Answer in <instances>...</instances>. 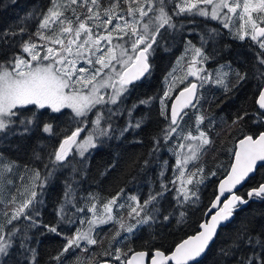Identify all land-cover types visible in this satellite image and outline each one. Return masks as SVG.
Returning <instances> with one entry per match:
<instances>
[{"label": "snow or ice", "instance_id": "obj_1", "mask_svg": "<svg viewBox=\"0 0 264 264\" xmlns=\"http://www.w3.org/2000/svg\"><path fill=\"white\" fill-rule=\"evenodd\" d=\"M11 3L14 5L16 0ZM185 17L187 24L174 19ZM197 17L218 22L222 29L229 31L231 38L241 42L248 39L257 46L260 51L254 53L251 73L233 69L231 61L219 65L214 72L207 71V64L219 54L215 48L210 53L208 45L214 46L222 32L205 27L197 33L199 46L193 44L189 36L195 31ZM33 19L38 22L36 31L19 43L18 51H12L9 56L8 51L0 50V56L5 57L0 62V144L12 137H30L37 130L47 137L62 138L46 153L48 146L37 143L32 161L41 164L44 171L42 174L41 168L24 165L26 177L20 179L27 178L28 183L22 192L19 188L11 192L0 188V194L5 197L4 210L0 211V264H8L13 257L16 264H38L31 232L39 228L44 229L41 235L51 233L65 241L56 255L50 257L53 264H64L71 252L79 250L87 254L89 246H100L103 237L99 236L98 229L109 224L116 225L117 229L109 248L99 253V257L109 259L77 257L74 264H111L112 260L117 264H200L221 227L231 223L250 201H264V183L248 190L247 199L236 194L237 187L246 182L258 164H264V131L244 134L238 140L232 150L234 162L220 180L217 194L205 210L206 218L200 221L194 235L166 249L151 245L147 250L129 248L124 251L118 245L127 240L129 234L153 225L167 226L173 220L182 224L188 212L185 206L198 203L200 186L216 175L212 172L206 176L203 166L189 170L213 143L203 126L208 121L211 128L215 122L197 107L198 89L211 84L227 96L251 76L257 81L258 93L254 99L257 111L251 113L255 116L253 123L264 126V0H111L108 7H103L100 0H49L46 10L31 11L19 18L17 26L0 31V44L12 49V39L23 37L28 32V21ZM185 28L188 33L183 37L184 51L176 61V65L185 70L177 77V68L173 66L164 77L168 86L159 98V115L167 123L152 138L153 149L149 153L155 155L160 151L161 142L167 144L178 137V143L169 149L175 157L171 169L174 179L167 183L162 179L167 165L164 161L158 173L159 190L150 191L143 202L137 195H129L126 202H120L124 195L121 189L103 203L98 196L89 194L80 206L75 176L80 175L81 169H77L73 161L78 156L83 165L85 158L93 150L102 149L105 142L147 127L151 122L150 106L157 98L140 99L131 107H124V103L136 84L152 75L150 59L156 50L169 51L165 37L175 39V34ZM32 35L43 42V46L33 40ZM190 77L194 79L179 91L168 109L165 99L172 96L177 79L184 84ZM232 77L235 83L229 87ZM141 107L149 110L135 116ZM189 108L196 110L195 128L185 131L182 123ZM47 109L55 113L70 110L69 127L54 132L52 123L39 118L41 110ZM90 114L92 119H89ZM249 115L247 110L237 114L231 127L240 125ZM125 117L123 127H119L116 122ZM149 163V160L144 161L145 166ZM16 166L15 161H5L0 152V183L13 184L5 173H11ZM61 171L72 175L63 183L64 191L55 213L57 222L44 224L41 219L44 190L50 178ZM170 192L174 193L172 204L165 212L161 205ZM120 209H128V219ZM62 224L74 229L71 236L60 232ZM244 249H247L246 254H242ZM218 254L223 264L229 261L264 264V229L258 231L251 222L243 224L230 243L218 249Z\"/></svg>", "mask_w": 264, "mask_h": 264}, {"label": "trees", "instance_id": "obj_2", "mask_svg": "<svg viewBox=\"0 0 264 264\" xmlns=\"http://www.w3.org/2000/svg\"><path fill=\"white\" fill-rule=\"evenodd\" d=\"M100 3L103 7H108L111 0H100ZM48 6L49 0H16L14 5L11 3V0H0V31L9 26H17L19 18L24 17L27 13L34 10H46ZM174 19H177L178 23L183 22L185 24H187L188 20L186 17ZM37 26V20L28 21V32L23 37L12 39L13 48L6 49L0 44V50L8 51L9 56L12 51H18L19 43L29 39V36L35 33ZM205 27L217 28L222 32L221 37L214 46L208 45L207 50L210 53L215 48L219 54L215 60L207 64V71L214 72L219 65L231 61L233 69L251 73L255 60L254 53L260 51L257 46L248 39L243 42L235 40L231 38L228 30L221 28L218 22L204 20L199 17L195 18V31L189 36L193 44L199 46L197 33L204 31ZM187 33L188 28H185L182 33L175 34V39H171L168 36L165 37L168 40L169 51H164L162 48L156 50L154 57L150 59L153 65L152 75L150 78L138 82L124 103V107H131L133 103L138 102L140 99L149 96L157 98L150 106L151 122L147 127L129 132L120 139L105 142L102 149L93 150L85 158L83 165L79 163L80 158L78 156L73 161L75 167L81 169L80 175L75 176L80 206H83L89 194L98 196L101 203H103L115 196L121 189L124 190V195L121 197L120 202H126V197L129 195H137L141 202H143L150 191L159 190V180L161 178L158 177V173L162 170L164 161H167V165L165 166V175L162 179L165 183L174 179V173L171 169L175 163V157L169 149L175 147L178 143V137H174L167 144L161 142L159 145L160 151L155 153V155L150 156L149 153L153 149L152 138L157 136L167 123L165 118L159 115L161 107L159 98L163 96V92L168 86L164 77L173 66L177 68V77L182 76L185 70L180 65H176V61L183 54V37ZM32 39L43 46V42L39 41L34 35H32ZM4 59L5 57L0 56V62ZM240 61H243V63ZM81 64L83 65V62ZM192 80L190 77L184 84H180L179 79H177L173 96L179 89L186 87ZM234 83L235 78L232 77L229 87ZM256 84L257 81L249 76V79L245 83L227 96L220 88L211 84H206L202 89H198L200 99L197 107L205 115L212 117L215 122L211 128L208 127V121H205L203 126L208 131L213 143L211 149H207L203 153L202 161L196 166H189V170L193 167L203 166L206 176L212 172H215L216 175L207 179L204 185L200 186L199 202L185 206L188 208V212L182 224H177L173 220L167 226L160 225L157 227L153 225L152 228H144L134 234H129V238L118 245L124 251H127L129 248L134 251L147 250L151 245L166 249L173 247L175 243H179L186 237L196 233L199 229L200 221L206 218L204 216L206 208L217 194L220 180L225 176L226 170L230 168V164L233 162L234 156L232 150L237 146L238 140L244 134H258L259 131H264V126L253 123L255 116L251 115V113L257 111V106L254 103L255 97L258 95ZM173 96L165 99V105L168 109H170ZM148 110L141 107L135 113V116H140ZM244 110H247L250 115L240 125L231 127L234 117ZM187 111L189 114L185 117L182 127L189 126L194 130V113L196 110L189 108ZM39 118L43 122L52 123L53 131L57 133L62 129L68 128L72 122V114L68 109L62 110L60 113L52 112L50 109L41 110ZM92 118L90 114L89 119ZM125 119L126 117L119 119L116 122L117 125L123 127ZM193 133L196 134L195 131ZM215 133L217 134L215 135ZM82 135H86V133ZM61 138L60 136L47 137L37 130L30 137H12L7 143L0 144V152H3L5 161H15L17 165L11 173H5L6 178L12 180L13 184L8 186L0 183V188L7 189L10 192L19 188L22 192L24 185L28 183L27 178L20 179L21 176L26 177L24 165H28L30 168L39 167L42 174L44 171L41 164L32 161V153L36 149L37 143H44L48 146L45 149L46 153L51 147L56 146L58 140ZM145 160L150 161L147 166L144 165ZM70 175L72 174L68 171H61L56 176L50 178L44 190V203L41 206V219L44 224H55L57 222L55 213L64 191L63 183ZM260 183H264V166H261L257 170V173L249 179L247 184L238 192V195H244L247 198V191L252 187H257ZM169 187L171 188L172 185L169 184ZM173 195L174 193H168L162 202L161 206L165 212L170 209ZM4 200V195L0 194V211L4 210ZM119 211L123 213L125 219H128V209H120ZM85 215L90 216L91 214L85 213ZM249 222L258 231L264 229V201L252 200L247 207H243L238 211L232 222L220 230L215 242L201 259L200 264H217V262L223 264V258L219 256L218 249L226 247L230 243L231 238L235 236L237 230L243 224ZM116 229L117 226L114 224L102 226L98 229V232L99 236L103 237V243L96 247L89 246L90 250L87 254L79 250L71 252L67 255L64 264H74L77 257L84 259L86 256H97L99 259H109L108 257H99V253L109 248V242ZM59 230L69 236L74 231L73 228L66 224H62ZM42 232H44L43 228L33 229L31 232V235L34 237L33 247L38 252V264H53L50 257L56 255L65 241L55 234L48 233L41 235ZM15 252L16 250L13 249V253ZM246 253L247 249H244L242 254ZM111 262L117 264L114 260ZM8 264H16L15 258L10 259ZM228 264H233V262L229 261Z\"/></svg>", "mask_w": 264, "mask_h": 264}, {"label": "water", "instance_id": "obj_3", "mask_svg": "<svg viewBox=\"0 0 264 264\" xmlns=\"http://www.w3.org/2000/svg\"><path fill=\"white\" fill-rule=\"evenodd\" d=\"M177 95H179V92H177V93L174 95V97H173L171 103L174 102L175 96H177ZM170 106H171V105H170ZM237 144H238V142H237ZM233 162H234V158H233ZM261 166H264V164H258V166H257V168H256V170H255V172H254L253 174H250V176H249V178L246 180V182H244V183L242 184V186H238V187H237V189H236V194H237V195H238V192L241 191V189L247 184V182L249 181V179H250L251 177H253V176L257 173V170H258ZM223 178H224V177H223ZM223 178H222V179H223ZM222 179H221V180H222ZM218 185H219V184H218ZM225 198H226V197H225ZM246 199H247V198H246ZM250 202H251V201H250ZM248 205H249V204H248ZM248 205H247V206H248ZM247 206H243V207H247ZM243 207H242V208H243ZM227 225H228V224H227ZM222 228H223V227H221V228L219 229V232H220V230H221ZM219 232H218V234H219ZM193 235H194V234H193ZM217 236H218V235H217ZM186 238H187V237H186ZM216 238H217V237H216ZM216 238H215V240H216ZM214 242H215V241H214ZM214 242H213V243H214ZM212 245H213V244H212ZM212 245H211V246H212ZM211 246H210V248H211ZM210 248H209V249H210ZM135 251H136V250H135ZM137 251H141V250H137ZM208 251H209V250H208ZM111 264H116V263H112V262H111Z\"/></svg>", "mask_w": 264, "mask_h": 264}, {"label": "rangeland", "instance_id": "obj_4", "mask_svg": "<svg viewBox=\"0 0 264 264\" xmlns=\"http://www.w3.org/2000/svg\"><path fill=\"white\" fill-rule=\"evenodd\" d=\"M192 79H194V78H192ZM180 90H182V89H179L177 92H179ZM173 93H175V90H174V92ZM172 96H173V94H172ZM184 129H185V131H187V130H189V129H192V127H184ZM219 133V132H218ZM194 134V133H193ZM217 133H215V135H216ZM211 147H212V144L210 145V146H208L207 147V149H211ZM202 159H203V155L201 156V158H200V160L199 161H196L195 163H194V165H190V166H196L199 162H201L202 161Z\"/></svg>", "mask_w": 264, "mask_h": 264}]
</instances>
